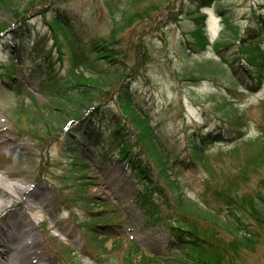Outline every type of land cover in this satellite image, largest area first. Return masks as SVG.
Returning a JSON list of instances; mask_svg holds the SVG:
<instances>
[{
    "label": "rangeland",
    "instance_id": "374dc122",
    "mask_svg": "<svg viewBox=\"0 0 264 264\" xmlns=\"http://www.w3.org/2000/svg\"><path fill=\"white\" fill-rule=\"evenodd\" d=\"M8 3V11L0 10V185L20 184L24 190L17 197L22 200L30 189L28 195L36 207L25 215L36 222L28 227L31 226L32 234L37 237V246L43 255L41 264H72L71 260H75V264H117L121 261V252L114 241L128 246L131 239L141 250L158 258L169 256L177 249L172 244L171 230L162 224L145 223V216L134 201L139 184L122 167L123 159H111V163L86 160L93 183L86 186L82 195L95 204L90 210L85 199H80L78 190L70 185V178L64 176L67 151L63 142L66 128L73 122L70 118L63 124L48 121L55 111L48 112L55 105L39 91L43 72L49 70L48 61L55 78L65 74L70 65L69 44L61 30L54 27V19L59 18L68 32H72L71 38L72 35L77 37L81 46L86 47L91 39H99L98 43L109 47L115 63L104 59L92 61L106 72L117 73L109 78L111 86L97 93L93 102L100 106L98 108L108 107L110 113L119 112V119L127 120L129 112H123L115 95L124 85L137 99L136 111L147 117L171 161L186 157L192 161L189 156L194 152L191 135L199 138V133L204 135L217 127L228 130L224 131L225 140L211 142L210 139L199 144L200 162L188 167L174 164L185 196L194 198L204 193L212 203L209 186L223 187L225 180V174L218 179L214 175L228 168L235 169L247 153L245 171L234 172L238 177L237 194L232 198L236 201L263 186L264 182L259 180L264 178V154L253 146L264 141V28L254 32V38L246 35V29L258 27L260 20L255 16H264V0H213L201 8L199 0H10ZM126 12L137 13V16L128 26L120 28L121 17ZM199 15H204L210 43L218 41L220 49L221 42H226L225 49L216 52L217 47L212 44L204 50L197 45H194L195 51L188 48L192 31L200 24ZM224 16L230 18L237 36L242 33L248 37V45L254 44L250 43L252 38L262 44L258 51L261 66L263 63L262 81L255 90L256 80L243 77L246 87L231 74L237 69L238 59L245 56L238 52L239 44L230 39L232 30L221 34L222 29H228L222 22ZM25 21L29 30L23 26ZM13 31L29 36L32 42L15 41L19 50L14 52L9 46V40L16 37ZM111 35L113 37H109ZM105 39L109 41L104 42ZM33 45L41 49L37 58L28 54ZM45 52L50 53L48 57L40 58ZM92 54L87 53L90 59ZM256 58L252 63L260 68ZM206 60L221 61L220 72L203 80L183 78L185 71ZM256 67H252L253 73ZM228 102L241 118L229 121L224 111H218ZM21 105L34 110L36 116H42V121L49 125L44 123L38 127L28 123L26 111L17 114L16 109ZM106 119L108 123L110 117ZM82 125L74 126L80 135L86 131ZM120 125L123 130L132 128L126 122ZM111 131L108 128L102 137L108 139ZM95 135L96 132L82 136L84 143L78 142L77 147L93 142ZM125 137L134 139L128 133ZM101 203H105L104 207H100ZM6 204L0 211L1 221L11 214L15 216L12 212L19 208L11 200ZM102 208L107 211L96 215ZM158 211L161 216H167L163 206H159ZM105 214L121 223L105 235L107 251L100 254L90 246L81 225L85 219ZM261 241L254 251L241 254L240 264H264V234ZM62 247L69 248L76 258L67 255ZM34 259H38L37 255Z\"/></svg>",
    "mask_w": 264,
    "mask_h": 264
},
{
    "label": "trees",
    "instance_id": "16d2710c",
    "mask_svg": "<svg viewBox=\"0 0 264 264\" xmlns=\"http://www.w3.org/2000/svg\"><path fill=\"white\" fill-rule=\"evenodd\" d=\"M212 1L199 0L198 7L209 5ZM8 2L10 0H0V10L8 11L10 5ZM107 5L110 7L109 3ZM221 11L220 9L219 12ZM136 16L137 13L126 12L121 17L120 28L128 26L132 18ZM255 17L260 20L259 25L257 28L246 29V35L250 34V36L248 35L249 38L251 36L254 38L256 34L254 32L260 31L261 27L264 28V16L256 15ZM199 20L200 24L192 31L191 41H188V48L195 51L194 45H197L201 50H204L205 47L212 44L215 48L217 47L216 52L225 49L228 45L226 42H221L220 49L218 41L209 42L204 26V15H199ZM53 22L54 27L61 30L69 44L70 65L65 74L55 78V72L50 69L51 63L48 61L46 67L49 70L43 72L42 78L44 79L40 81L39 91L49 98L51 104L55 105V108H50L51 110L48 112L51 114L52 111H55L47 118L48 121L51 119L56 120L58 124H63L67 123L68 118H70L73 122L68 126L69 128H66L63 142L67 151V162L65 163L67 169L63 171L64 176L70 178L71 185L78 190L80 199H85L87 208L90 210L95 204H92L90 199H86V196L82 195L86 186L93 183L89 164L86 160L92 159L95 162L109 163L113 154L117 161L123 159L124 166L141 184L140 192L136 195V201L137 206L145 216V223L147 225L162 224L173 232L172 235L175 238L174 242H176L177 249L171 255H165L164 258H158L144 252L132 239L129 240L131 242L128 246H123L122 241H114L121 252V261L117 264H240L241 254L254 251L262 242L264 234L262 233L264 231V183L263 186H260V190L256 189L252 193L244 194L236 201L232 198L237 194L238 177L234 175V172L238 171L241 174L245 171L243 166L249 158L248 153L242 157L241 164L235 169L228 168L222 170L218 175H214L217 179L224 174L226 177L224 176L223 187H218L215 184L209 186L212 203L204 193H198L194 198L185 196L180 179L175 174L176 165L174 164L178 163L188 167L192 166L193 162H200L202 154L199 150V144H204V140L207 142L210 139L211 142L225 140L227 136L224 131L228 132V130L217 127L216 130L209 131L205 135L199 133V138L194 134L191 135V148H194V152L190 153L189 156L192 161L188 157L171 161L167 155V149L163 145L161 147L147 117L136 111L137 99L130 94L124 85L118 89L115 95L118 103L121 102L123 112L125 114L129 112L130 117L127 120L119 119V112L110 113L108 107L98 108L100 106L97 107L93 102V97L97 96V93L105 87L111 86L109 78L111 79V76L117 73V71L106 72L101 67L98 68L95 61H92L93 59H104L107 63H115L116 59L114 55H111L109 47L105 43H98L99 39H91L86 43V47L81 46L82 44L77 37L72 35L73 39L71 38L72 32H68L67 27L60 22L59 18L54 19ZM222 22L228 29H222L221 34L226 30H232L230 39L239 44L238 52L245 56V59H238L237 55L234 57L238 61L233 76L246 87L247 84L242 79L243 77L256 80L255 90L262 81L263 63L261 66L260 53L258 52L262 44L260 41H256L257 39L252 38L250 43L254 44L248 45L246 35L240 33L237 36L235 26L232 25L228 16L222 17ZM53 30V37L56 38L57 33L55 29ZM108 41L109 39L104 40V42ZM39 51L41 49L37 45L33 47L32 54L34 57L37 58ZM58 52L61 51L58 49ZM88 52L93 53L92 59L87 55ZM49 54L45 52L40 58H46ZM255 58L258 67L261 66L260 68L252 63ZM196 66L185 71L183 78L209 79L220 72L222 62L206 60ZM252 67L257 68L256 73H253L255 69ZM16 111L18 115L20 112L24 114L26 111V121L33 126L42 127L44 123L49 125L48 122L42 121V116H36L35 111L30 108L21 105ZM218 111H224L229 121L241 118L238 116L237 109L232 107L230 102L223 105L222 110ZM107 117H110L108 123ZM124 122L132 128L123 130L125 128L120 124ZM78 123H82L90 133H93L94 126H98L101 134H104L108 128H111L113 133L108 139L96 135L93 143L82 144L81 148L77 149L75 140L84 143L83 139L73 132L76 130L74 126ZM125 133L131 134L134 141L126 139ZM255 148L264 154V141L256 143L253 146V149ZM227 153L236 154L234 152ZM207 174L212 175V172L207 171ZM152 177H154V181L151 179ZM259 181L264 182V178ZM104 204L101 203L100 207H104ZM218 204L220 205L218 206ZM159 206H163L167 211L166 217L160 215ZM102 211L107 210L102 208L96 215L101 214ZM87 212L90 213V211ZM112 218V215L105 214L101 217L82 221L81 226L84 227L85 237L90 241V246L99 250L100 254L107 251L105 249V235L109 233V230H115L121 223V220L115 221ZM224 234L231 237L227 239ZM64 252L74 256L70 249L65 248ZM73 261L71 260V263L75 264Z\"/></svg>",
    "mask_w": 264,
    "mask_h": 264
},
{
    "label": "bare ground",
    "instance_id": "6f19581e",
    "mask_svg": "<svg viewBox=\"0 0 264 264\" xmlns=\"http://www.w3.org/2000/svg\"><path fill=\"white\" fill-rule=\"evenodd\" d=\"M23 190L20 184L8 187L0 185V211L7 206V200L19 207L16 212H12L15 216L11 214L3 221L0 218V264H41L43 259L37 246V237L32 234L31 226L28 227L36 223L35 219L25 215L27 211H33L36 205L28 195L30 189L23 200L17 197ZM35 255L38 259H34Z\"/></svg>",
    "mask_w": 264,
    "mask_h": 264
}]
</instances>
